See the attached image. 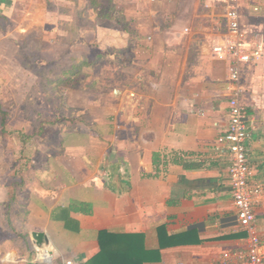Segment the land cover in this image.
<instances>
[{
	"label": "crops",
	"instance_id": "crops-1",
	"mask_svg": "<svg viewBox=\"0 0 264 264\" xmlns=\"http://www.w3.org/2000/svg\"><path fill=\"white\" fill-rule=\"evenodd\" d=\"M32 4L0 0L1 29L26 20L18 48L29 50L43 32L46 80L66 90L77 81L80 89L64 93L87 99L78 100L75 121L51 129L59 132L45 144L51 152L21 161L23 223L0 245V264H89L104 231L136 237L149 264H220L246 249L219 143L234 95L229 63L213 53L228 37L220 0ZM242 12L251 49L263 50L242 68L240 102L253 132L250 179L264 184V0L243 1ZM89 81L91 93L82 90ZM256 232L264 239V205ZM34 233L46 235L54 263L38 259Z\"/></svg>",
	"mask_w": 264,
	"mask_h": 264
},
{
	"label": "rangeland",
	"instance_id": "rangeland-1",
	"mask_svg": "<svg viewBox=\"0 0 264 264\" xmlns=\"http://www.w3.org/2000/svg\"><path fill=\"white\" fill-rule=\"evenodd\" d=\"M21 1L32 2V5L44 2V0ZM29 6V4L25 7L20 6V9L25 10ZM89 21L88 17H82L80 25H83L84 29H89L92 25ZM23 28H27V21L23 19L17 20L15 25L10 24L7 30L0 27L2 81L0 82V245L2 248H6L5 244L9 238L17 235L23 223L20 215L21 200H25L24 195L27 197V194L24 176L20 173L21 161L46 150L48 152L50 146L45 147V144L51 143V139H57L59 134L51 129H56L68 121H75L77 115L75 108L80 103L78 100L87 99L82 94H65L70 88L80 89L78 85L80 83L77 81L67 84L66 90L61 84L57 85L55 81L49 83L46 80L44 67L40 62L46 59L44 33L35 31V37L32 36L30 39L33 42L30 44L37 49L33 47L29 50L27 46L19 49L18 43L27 42L28 39V33H20ZM89 38L91 39V36ZM60 56L61 52L58 51L55 58ZM69 56H72L71 53ZM83 88L82 90L91 93L94 86L89 81L83 83ZM28 133L38 135L30 136ZM23 136L31 137L30 141H23Z\"/></svg>",
	"mask_w": 264,
	"mask_h": 264
},
{
	"label": "built area",
	"instance_id": "built-area-1",
	"mask_svg": "<svg viewBox=\"0 0 264 264\" xmlns=\"http://www.w3.org/2000/svg\"><path fill=\"white\" fill-rule=\"evenodd\" d=\"M155 1V0H153ZM255 0H220L228 25V37L224 43L215 44L213 53L229 63V78L233 87L230 99V121L219 143L229 155V180L233 202L237 211L239 226L249 234L248 247L227 252L219 258L220 264H264V239L256 232V209L264 205V184L252 182L248 160V143L253 139L249 129L248 117L240 102L243 92L241 85L242 68L249 63H257L262 58V44L251 49L248 34L243 28L242 2ZM256 12L260 8L255 7ZM38 259L54 263V256L49 247H36ZM66 264H77L67 261Z\"/></svg>",
	"mask_w": 264,
	"mask_h": 264
},
{
	"label": "trees",
	"instance_id": "trees-1",
	"mask_svg": "<svg viewBox=\"0 0 264 264\" xmlns=\"http://www.w3.org/2000/svg\"><path fill=\"white\" fill-rule=\"evenodd\" d=\"M99 242L101 251L89 264H149L141 254L142 243L132 235L104 231Z\"/></svg>",
	"mask_w": 264,
	"mask_h": 264
},
{
	"label": "water",
	"instance_id": "water-1",
	"mask_svg": "<svg viewBox=\"0 0 264 264\" xmlns=\"http://www.w3.org/2000/svg\"><path fill=\"white\" fill-rule=\"evenodd\" d=\"M33 239L38 247L43 246L45 243L48 244V239L46 238V235L43 233H34Z\"/></svg>",
	"mask_w": 264,
	"mask_h": 264
}]
</instances>
